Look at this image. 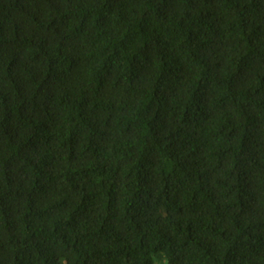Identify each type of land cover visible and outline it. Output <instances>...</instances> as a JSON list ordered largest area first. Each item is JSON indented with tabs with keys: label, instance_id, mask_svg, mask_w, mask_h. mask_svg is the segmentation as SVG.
Listing matches in <instances>:
<instances>
[{
	"label": "trees",
	"instance_id": "16d2710c",
	"mask_svg": "<svg viewBox=\"0 0 264 264\" xmlns=\"http://www.w3.org/2000/svg\"><path fill=\"white\" fill-rule=\"evenodd\" d=\"M0 264H264V0H0Z\"/></svg>",
	"mask_w": 264,
	"mask_h": 264
}]
</instances>
